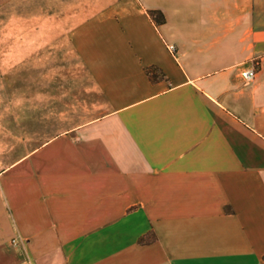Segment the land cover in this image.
<instances>
[{
	"label": "crops",
	"instance_id": "1",
	"mask_svg": "<svg viewBox=\"0 0 264 264\" xmlns=\"http://www.w3.org/2000/svg\"><path fill=\"white\" fill-rule=\"evenodd\" d=\"M0 264H264V0H0Z\"/></svg>",
	"mask_w": 264,
	"mask_h": 264
},
{
	"label": "trees",
	"instance_id": "2",
	"mask_svg": "<svg viewBox=\"0 0 264 264\" xmlns=\"http://www.w3.org/2000/svg\"><path fill=\"white\" fill-rule=\"evenodd\" d=\"M149 14L156 23L162 24L165 22V15L161 10L153 9L149 11Z\"/></svg>",
	"mask_w": 264,
	"mask_h": 264
},
{
	"label": "built area",
	"instance_id": "3",
	"mask_svg": "<svg viewBox=\"0 0 264 264\" xmlns=\"http://www.w3.org/2000/svg\"><path fill=\"white\" fill-rule=\"evenodd\" d=\"M168 49H169L171 52H173V53L176 52V46H175L174 44H168ZM255 75H256V71H255V70H250V71L248 72L247 77H248V79H253V78L255 77Z\"/></svg>",
	"mask_w": 264,
	"mask_h": 264
}]
</instances>
